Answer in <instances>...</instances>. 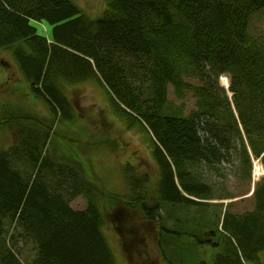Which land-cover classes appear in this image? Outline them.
<instances>
[{
	"label": "trees",
	"instance_id": "1",
	"mask_svg": "<svg viewBox=\"0 0 264 264\" xmlns=\"http://www.w3.org/2000/svg\"><path fill=\"white\" fill-rule=\"evenodd\" d=\"M262 9L264 0H107L90 21L70 0H0V50L49 110L39 118L0 105V131L17 139L0 149V238L13 224V247L33 246L29 264H117L102 235L110 217L124 250L134 224L155 227L164 264H260L264 177L252 193L254 210L234 216L210 203L227 197L214 195L199 170L215 171L231 156L249 179L251 158L264 169V37L246 31ZM43 24L49 37L38 33ZM221 75L228 90L218 85ZM88 80L128 127L148 136L153 184L130 163L118 169L116 156L104 175L62 155L57 125L78 117L61 83ZM168 87L181 104L168 99ZM186 93L195 97L188 113ZM97 145L118 150L114 140L81 149ZM78 197L85 202L74 211ZM0 264L21 263L1 246Z\"/></svg>",
	"mask_w": 264,
	"mask_h": 264
},
{
	"label": "rangeland",
	"instance_id": "2",
	"mask_svg": "<svg viewBox=\"0 0 264 264\" xmlns=\"http://www.w3.org/2000/svg\"><path fill=\"white\" fill-rule=\"evenodd\" d=\"M80 11V13L90 21H95L105 11L107 0H70ZM44 30V31H43ZM50 31L47 25H39L38 33L46 36ZM246 31L250 36L264 37V9L259 10L248 18ZM46 37H49L48 35ZM15 62L11 55L0 50V105L10 107L15 111H31L40 118L39 115L47 118L49 110L45 102L35 99L28 88L26 81L22 78L17 70ZM18 72V73H17ZM224 76L229 83L227 75H221L218 78V85L224 89L221 84V77ZM192 84H197L192 80ZM62 91L67 97L70 105L75 109V116L78 119L67 125L62 123L57 125L56 136L54 142L60 147L62 155L70 158L72 161L81 163L90 173L97 174L91 167L99 166V171L107 175L104 168L109 164L115 156L118 163V169L124 163H130L137 167L140 173L149 176L150 183L157 181L155 165L151 159V150L149 152L150 142L146 133L137 125L128 127V121L114 113L105 91L92 80L79 84L61 83ZM230 94V93H229ZM168 99L175 105H179L182 101L177 100L173 96V90L168 87ZM185 113L195 108V97L186 93L183 100ZM33 109V110H32ZM105 140H114L118 146V150L112 152L106 146H95L89 150H83L86 145L102 143ZM17 144L16 137L9 131H0V149L14 146ZM91 164V165H90ZM259 165L262 170L255 171V165ZM210 171L201 168L200 173L204 181L215 186L214 195L226 196L227 199H213L210 203L222 206V211L226 208L234 216H241L251 213L254 210L255 199L252 190L260 183L264 177V169L260 159L251 158L250 179L247 178L245 168L239 167L235 156L224 159L219 166ZM255 171V172H254ZM102 175L101 173H99ZM103 176V175H102ZM119 178V177H118ZM120 183L115 180V186L119 187ZM111 190V188H110ZM112 191V190H111ZM254 191V190H253ZM84 200L82 197L75 199L70 206L74 211L83 209ZM111 218H107V224L102 229L108 246L113 249L117 264H164L156 251V228L152 225L145 228H138L139 224H134L137 231L142 229V233L131 229L132 241L128 244L127 250L121 248L120 238L115 230L110 228ZM18 229L10 223L9 226H3L2 238H0V247L5 246L8 250L18 257L21 264H29L34 257L33 246L29 243L20 241L16 247L12 245V237L16 235ZM129 242V240H128ZM133 245V246H132ZM177 245H175L176 247ZM112 252V251H111ZM215 252H211L213 256ZM201 257L206 261L209 256L207 253H201ZM205 256V257H204ZM261 263L264 264V252L261 253ZM134 258V260H133ZM243 264H250L242 260Z\"/></svg>",
	"mask_w": 264,
	"mask_h": 264
},
{
	"label": "bare ground",
	"instance_id": "3",
	"mask_svg": "<svg viewBox=\"0 0 264 264\" xmlns=\"http://www.w3.org/2000/svg\"><path fill=\"white\" fill-rule=\"evenodd\" d=\"M221 84H222V86H224L225 90H228L229 83H228V80L224 76L221 77ZM261 170H262V168L259 165L256 164L255 165V171H256L257 175H258V172L261 171Z\"/></svg>",
	"mask_w": 264,
	"mask_h": 264
},
{
	"label": "water",
	"instance_id": "4",
	"mask_svg": "<svg viewBox=\"0 0 264 264\" xmlns=\"http://www.w3.org/2000/svg\"><path fill=\"white\" fill-rule=\"evenodd\" d=\"M226 88V87H225ZM254 190V189H253ZM253 190H252V192H253Z\"/></svg>",
	"mask_w": 264,
	"mask_h": 264
},
{
	"label": "built area",
	"instance_id": "5",
	"mask_svg": "<svg viewBox=\"0 0 264 264\" xmlns=\"http://www.w3.org/2000/svg\"><path fill=\"white\" fill-rule=\"evenodd\" d=\"M255 172V171H254Z\"/></svg>",
	"mask_w": 264,
	"mask_h": 264
}]
</instances>
